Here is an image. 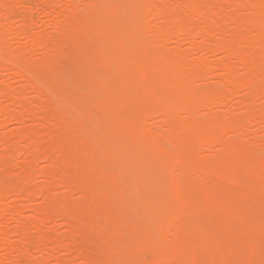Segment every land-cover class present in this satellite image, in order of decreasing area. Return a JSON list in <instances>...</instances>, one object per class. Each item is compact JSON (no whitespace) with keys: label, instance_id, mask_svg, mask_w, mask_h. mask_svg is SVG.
<instances>
[{"label":"bare ground","instance_id":"obj_1","mask_svg":"<svg viewBox=\"0 0 264 264\" xmlns=\"http://www.w3.org/2000/svg\"><path fill=\"white\" fill-rule=\"evenodd\" d=\"M43 1L46 4L53 1L55 7H61L63 2ZM64 1L67 2L60 15L63 20L48 24L54 28L49 35L43 34L44 30L32 33L30 14L27 15L30 20L26 16L23 20L17 17L25 12L20 10L23 4L20 7L16 0H0L2 11L9 13L20 8L21 12L10 13L21 19H10L12 24L20 21L17 27L20 29L12 31L13 38L27 40L13 48L7 31L11 23L5 21L7 17L6 23L0 21V75L14 70L29 93H35L28 98L24 90L15 91L0 83V96L9 98L14 110L20 109L15 114L0 106V115L20 124L28 118L41 120L47 129L40 134L37 127H22L1 140L7 151L4 155L12 156L23 143L27 146L21 149L34 146L36 155L33 152L27 158L25 170L22 168L25 175H14L16 183L6 179L7 186L0 187V211L9 212L13 218L20 217V211L13 206H3L11 194L27 200L45 199L39 216L28 222L20 221L18 231L12 232L26 238L28 244L31 241H27L28 233L39 235L38 240L33 239L36 246H45L52 252L54 248H64L69 256L82 259L83 264L102 261L97 256L94 260V253L107 255L114 262L121 260L123 264H264V245L252 239L257 234L264 236V214L244 218L220 215L224 225L215 228L203 213L214 207L212 197L219 193L229 195L234 208L242 209L247 202L264 206V104L256 106V101L264 102V0H147L148 18L153 16L161 22L156 26H150V18L146 22L109 19L111 0ZM170 1L174 3L172 6ZM228 5L235 6L236 11H246L247 15L228 13ZM55 14H51L53 19ZM96 17L100 19L94 20ZM229 23L233 25L231 30ZM216 28L221 34L220 39L214 38L217 41L212 39ZM29 30L32 34H28ZM23 35H27L26 39ZM56 36L63 40L59 42ZM199 37L201 42L196 40ZM183 41L192 43L196 51L203 50L210 56L219 53L222 58L215 64L207 57L194 61L184 51L167 47ZM69 51L83 53L79 67L82 64L85 71L86 63L109 71L100 69L94 73L95 79H105L102 93L110 100L104 106L100 104L98 115L90 111L95 118L91 122L88 119L89 123L86 102L77 92L79 86L68 89L64 83H56L58 62ZM40 53L41 61L35 62L32 54L37 58ZM67 71L70 72L68 68ZM213 76L218 82L210 84ZM145 117H161L164 124L161 131H149ZM230 133L234 136H228ZM38 161H49L51 165L42 171L49 179L48 184L36 187L31 179ZM157 163L174 167V189L170 195H149L156 194L161 187L164 189L158 172L146 182H127L132 169L148 172ZM115 166L120 168V175L112 174ZM8 170L3 167L2 171L9 177ZM59 186H64L68 194L58 198L54 191ZM129 190L140 194L131 197ZM34 192L37 194L32 195ZM75 192L84 198L80 199L82 202L72 201ZM190 203L195 210L187 208ZM50 206L53 214L49 212ZM56 215L69 228L70 235L63 237L66 243L62 235L53 236L45 230L46 223ZM106 218L113 220L109 227L106 223L102 225ZM1 222L0 235H8ZM91 226L100 233L98 236H91ZM126 230L131 246L125 241V245L121 244ZM9 239L5 241L8 251L16 249L24 255L22 258H32L30 245L26 246L21 239L13 244ZM120 245L126 253L123 257ZM145 248L152 255L149 261L136 254ZM238 255H245L244 261L238 262ZM65 258L55 256L58 264H70L71 260ZM44 260L47 263L48 259Z\"/></svg>","mask_w":264,"mask_h":264},{"label":"rangeland","instance_id":"obj_2","mask_svg":"<svg viewBox=\"0 0 264 264\" xmlns=\"http://www.w3.org/2000/svg\"><path fill=\"white\" fill-rule=\"evenodd\" d=\"M16 1L18 3H16V2L15 3L18 4V6H20L19 5L20 3L23 4V6H24V7H22V9H20L19 7L16 8V9H18V11L14 8V10L17 13L18 12H21V11H23L25 9V12L23 11L24 13L22 12L23 13L22 15H21V13H18L20 16L17 14V17H19V18H21L23 20V18H25V16H26V19H29V18L32 19L31 20L32 22L30 21L29 23H31V25L33 27H34L35 24H38L39 25L38 27L36 26L37 30H36L35 27L34 28L32 27L31 29H33V32L32 31L31 32L33 34L38 33V31H41L43 33V30H44V33L43 34L46 33V34H49V35H50V33L54 32V28L51 29V27H48L49 26L48 24L49 23H52V22H55V21H60V19L62 18L61 17L62 16L61 15V12H62L61 9L63 10V8L65 6V3L67 2V1L65 2L64 0H62L63 2H61V0H60V2L62 3V6H63V7L61 6L62 7L61 8L60 6L58 7L57 5L55 7V5H53L55 2H53V1L52 2L50 1L48 4H46L43 0H16ZM109 1L108 0H104V2H109ZM113 1H115L114 4H113ZM216 1H218V0H216ZM51 3H52V5H51ZM109 3L112 4L111 16H110L109 19H118V20L123 21V22H124V19H125V22H128V21H130V22H146L150 18V17L148 18V16H150V15L148 13L147 0H111V2H109ZM173 4L174 3L172 1L169 2V5L170 6H172ZM43 5H45V6H43ZM27 6H29L28 9H27ZM37 7H39L38 10H40V11L37 10ZM51 7L53 9L51 11H49V15L50 16H47L48 15V10H50ZM227 7H228V9H226V10H227L228 13L230 12V14L232 12V14H236V15L240 14L238 16L247 15V12L246 11H243L242 12V10L240 11L238 9L236 11L235 6H233V5L232 6H229L228 5ZM56 8L58 10H56ZM121 8H123L124 10L126 9L125 12H124V10L121 11ZM19 9L21 11H19ZM34 9H35V11H34ZM44 9H46V10H44ZM15 11L11 10V12L7 13L6 11H2V9L0 7V13L2 14V15H0V19H2L1 17H3V15L7 13V15L3 17V20H0V21L1 22L2 21L4 22V18L5 17H7V18H5L6 19L5 21L6 22L8 21L9 23H11L12 21L21 20V19H18L17 20L16 18H13V17H15L14 15L16 14V13H14ZM45 11L47 12V14L44 13ZM10 13L11 14H14V15L11 16ZM25 13H26V15H25ZM53 13L54 14L55 13H59V14H55L56 16L54 15L55 18L53 19L52 18L53 15H51ZM118 13H120V14L118 15ZM29 14H30V16L28 18L27 15H29ZM31 15H32L33 18L31 17ZM127 15L130 16V18H129L130 20L128 19V16ZM141 16H142V20H141ZM111 17H113V18H111ZM96 18H98V19H95V18H93V19L94 20H99L100 19L99 17H96ZM8 19L9 20L12 19V21L11 20L9 21ZM26 19H24V20H26ZM50 20H52V21H50ZM61 20H63V19H61ZM6 22H4V23H6ZM19 23H20V21L17 22V23H14L13 22V24L11 23V24L8 25V29H7V31L10 33L9 35L11 36V37L9 36L10 39H12L11 40L12 41L11 42V45L13 46V48L14 47L21 46L22 44L26 43L24 41H27V40H22V38L21 39H18L19 41L13 38L12 31L14 32V31H17L18 29H20V28H17L18 25H19ZM149 24H150V26H156V25H161V22H160V20L158 21L157 19H155V17L151 16V18L149 20ZM46 26L48 28H50V30ZM29 28L30 27H27V29H29ZM228 28H229V30L233 29V25L229 23L228 24ZM9 29H10V31H9ZM27 29L25 28V31H27ZM30 30H29L28 34L31 33ZM34 30L37 31V32H34ZM45 30H47L49 33L47 31H45ZM215 30H216V33H213L212 39L215 40L218 37L217 38V40H218V39L221 38V34L219 33V29L218 28H216ZM51 35H53V34H51ZM25 36H27V35H23L22 36L23 39H26ZM56 37H57L56 38L57 40L60 39L59 42H61L63 40L61 37H59V38H58V36H56ZM200 38L201 37H199V38L196 39L197 42L198 41H200V42L202 41ZM217 40H215V41H217ZM178 43H179V45L177 44V42L176 43L175 42H172L170 44H167L168 45L167 47L169 48V50H173V49H176L177 48V49H179L181 51H184L186 53V55L189 58L193 59L194 61H199L203 57L204 58L207 57L210 60H212V62L215 64V63L219 62V59L222 58L221 57L222 55L219 54V53L218 54H215L216 55V58H215V55L214 56H210L209 54H206L203 50H201V51L200 50H197L196 51V50H194V46L190 42L183 41V42H178ZM69 53L70 54H68L66 56V58L62 60V62L61 61L58 62V66H57L58 74H57V77H56V83H58V82L60 84L61 83H64L67 86L68 89L69 88H72L74 85H76V87L79 86V87H82L83 88V89L80 90V88L78 87L77 88V92L82 97V99L86 102V112H87L86 113V118H87L86 121L88 119H90L88 121L91 122V120H93L95 118V116H93V113H94V115L95 114L98 115L99 113H101V107L104 106L105 104H107L109 102V100H110V98L106 94H103L102 93V88H103V85L105 84V79H104V81H102L103 79L102 80L101 79L98 80V78L95 79V75H94V73L96 71H98L100 69H103V70H105V69H104V67L99 66V65L94 64V63H90V64L86 63V70L87 71H85V68H84V66H82V64H81V67H79L80 66L79 65L80 62H82V55H83V53L82 52L81 53H79V52L78 53H75L74 52L75 54H73L72 51H69ZM32 55H34V56H32V58L35 57V60L33 58V60L35 62H40L41 60L39 58L43 57L41 55V53H40V56H39V54H37V58L35 56L36 54H32ZM68 61L71 62V64H72L73 67L70 66L71 64L68 65V63H69ZM67 68H68V70H70V72L67 71L68 73L65 72V70ZM76 70H78V72ZM11 71H13V72H11ZM14 72H15L14 70H9V71H6V72L2 73L0 75V83H3V84L8 85V87L12 88L15 91H18L19 90L21 92L22 90H24L25 93H23V94H25V95L27 94L26 96L28 98H33L34 96H32V95H33L34 92L33 93H29L31 91H28L27 90V86L22 81V78L20 76H18V75H15ZM104 72L105 73L106 72L108 73L109 71L108 70H105ZM215 74H216V72H215ZM242 74H243V72H242ZM93 75H94V77H93ZM62 76H63V79H62ZM67 76L70 77V78H67ZM84 77H86L87 80L84 79ZM215 77L216 76L211 77L208 82L210 84H212V83L214 84L215 82H218L217 79H215ZM64 78H66V79H64ZM69 79L70 80L72 79L71 80L72 82H70ZM73 81H75V82H73ZM99 82H101V83L99 84ZM197 84H199V83H197ZM85 87H87L88 89L87 88L85 89ZM26 90H27V92H26ZM83 90L86 93H84ZM241 94L243 95L244 92L242 91ZM92 95H95V96H92ZM261 101L262 100L256 101V106L257 107L258 106H260V107L263 106L264 102L263 101L261 102ZM34 102L39 103V100L38 99H34ZM11 103H12V101L9 98L8 99H5L2 96H0V106L3 107L6 110H12L11 111L12 113H14L13 111H15V114H16L17 112H19L20 109L19 108H15V110H14L13 108H11ZM100 104H102V106H100ZM5 107H7V108H5ZM90 111L93 112V113L91 112L92 113V116H91ZM33 119L34 118H32V119H29V118L28 119H25L23 121V123L20 124V123H17L16 121H12V120L8 119L7 116H5L4 114H1L0 115V168L2 167V170H3V167H4V170H8L7 168L9 167L8 172L10 171V174H9L10 176L8 177V175L6 174V171L3 173V171L1 170V172L4 175H7L5 177L3 176V174L0 175L1 177L2 176L4 177V178L2 177L3 180L0 179V187H2V188L5 187V186H7V183L8 182H7L6 179H9L8 181L11 184L16 183L17 179H15L16 181L13 180V178L15 177L14 175H17L19 173H21L23 175V173H24L23 171L25 170L24 168H26V165H25L26 163L25 162H27L26 160H28L27 158L28 157L31 158V156H33V152H34V155H36V154H35V147L34 146L29 145L30 147H27V148H29L27 150L21 149V147L24 148V145H26V144L23 143L22 145L17 146L16 150L18 149V151L14 150L13 153H12V156L9 157L8 155H4L7 151L5 149L6 147H5L4 143L1 142V140H3L7 136L12 135L13 133H15L18 129H20L22 127H29V128H31V127H37V130L39 131L40 134L45 133L47 131V129L45 128V125H44L43 121L36 120V119L33 120ZM143 120L145 121V123L147 122L146 127L149 129V131H150V129L151 130H153V129L154 130L155 129H160V130L155 131L154 133H156V132L158 133L159 131H161L160 126H164L161 117H157V118L153 117V118H147V119L145 117ZM37 121H38V123H36ZM254 128L255 127H253L252 129H254ZM153 131H151L149 133H152L153 134ZM228 136H234V134L233 133H230V135H228ZM230 138L233 139V137H230ZM233 140H235V139H233ZM26 146H25V148H26ZM36 164L37 165L35 167V173H34L35 175L31 179L32 180V184H34V186L36 185V187H38L40 185H42V186L47 185L48 182H49V179L47 177H45L44 175H42V171H44L47 168H49V166L51 165V163L49 161H38ZM6 165H8L7 168H6ZM22 168H23V171H22ZM115 169H117V170H115ZM113 170H115V171L113 172ZM118 170L120 171V168L118 166L113 167L112 168V174L114 176L120 175L121 174V171L119 172ZM132 170H133V173H132ZM132 170H131V173H130V175H132V176H130V178L127 179V182H130V180H132V181H140V182H143L144 181V182H146L147 180H149L152 177V175L154 174V172H158V175H159L158 177H159L160 183L162 182V184H163L162 186H164V189H163V187H161L160 190H159V192H157L156 194L155 193H153V194L150 193L149 195L151 197H153L154 195L168 196V195H170V192H172L173 189H174L173 188V182H172V180H173L172 174H173V171H174V167H173L172 164H166V163H163V164L160 163L159 164V163H157L156 166H154L152 168V170L151 171H148V172L147 171L146 172H137L136 169H132ZM1 172H0V174H1ZM24 175H25V173H24ZM5 183H6V185H4ZM125 190H126V186L123 187V191L124 192H125ZM54 192L58 196V198L63 197L66 194H68V191H67V189L64 186H59L58 189H55ZM129 192H132V195L130 194L131 197H136L137 196V193L140 194V192H138V191L136 193L135 191L129 190ZM34 193L32 195H36L37 194L36 192H34ZM79 194L80 193H78V192H75V193L72 194V201L74 203H79V201L82 202V200H80V199H83L84 200V198L83 197H80L81 195H79ZM127 196L130 197L129 194ZM212 199H213V201L215 203L214 207L213 206L208 207L207 209H205V211H203V213H204L207 221H209L213 225V227L214 226H217L215 228H218V227H221L222 225H224L223 222L221 221V219L219 220V216L220 215H229L232 218H241V217L244 218V216L247 217V216H250V215L255 214V213L258 214V215L259 214L260 215L264 214V206L263 205L262 206L255 205L252 202L251 203H249V202L244 203L245 206L242 209L241 208H234V207H232L231 206L230 196L227 195V194H223V193L220 194L219 193L218 195H215L214 197H212ZM44 201H45V199L43 197H36V198H33L32 197V199L27 200V199H23V198H18L16 196L12 195V194L8 196V198L4 202V205H3L4 208H6L8 206L9 207L10 206L11 207L13 206V208H16V209H14L15 211H17V210L20 211L19 212V216L20 217L13 218L10 215L9 212H7L5 210L0 211V219L3 220V221L0 220V222L2 221L1 222V224H2L1 226H2L3 229L6 228L7 230L5 231V229H4V231L6 233H8V235L6 234L7 237H6V235H4V236L2 235L3 237L0 235V264H13L14 262L15 263L17 262L18 264L22 262V264H25L26 261L27 262L29 261L28 259H30V263H28V264H40L39 262L40 261L42 262V260H44L45 258L48 259L47 260V263L44 260L45 263H43L44 262L43 261L41 264H58V262H57V259L58 258L55 259V256L56 257H59L60 259H63L64 257H66V258L68 257L69 260L68 259L67 260L68 261L71 260V263L72 264H83V260L82 259H79V258L76 259L73 254H70V256H69L68 252L64 248L63 249L62 248H57V250H55V248H54V249H52V250H54V252H52L51 250H49L45 246H42L41 248L38 245L36 246L35 243H37L36 240L39 239V238H37V236H39V235L33 236L34 233L33 234L28 233L27 235H29V234L30 235L29 236H26V237H28L27 241L29 242V240H31L29 242V244H28L25 241L26 238L24 240L22 237L21 238L18 237V236H21V235H17V234L14 233V232H16V229L19 228V226H21V225H19V224L22 223L20 221H25V222L27 220L30 221L33 218H37L36 216H39L38 215V211H39L41 205H43ZM187 208L190 211H193V210H195L196 207H195L194 204L190 203V204L187 205ZM49 212L53 214V207L50 206ZM127 213L129 214L130 212L127 211ZM20 214H22V215H20ZM9 215L11 216V218H13V220L10 219ZM58 216L59 215H56L55 216V219H59V220H55L54 219L56 222L53 220L55 223L52 220L50 222H47L46 223L45 230H47V232L49 234L52 233L53 236H56V235L57 236H59V235L61 236L62 235V238L64 236L68 237L70 235L69 228L67 226H64L63 225V222L61 221V218L58 217ZM130 216H132V215L130 214ZM105 220H106V222H104V219L102 220L103 221L102 225L104 223H106L105 225H107V227L111 226V223H112L111 220L112 219L106 218ZM60 221H61L62 224L59 223ZM10 231H11V233H13V236L10 233ZM12 231H14V232H12ZM17 231H18V229H17ZM90 233H91V236L93 234H95V236L96 235L98 236V234H100L92 226H91V229H90ZM10 235L12 237H10ZM52 235H50V236H52ZM127 235H129V234H128V231L126 230V235L123 237L124 238V239H122L123 241L121 240V244L122 245L127 244L128 246H131L132 245V242L129 240V238L127 237ZM5 237L7 239H5ZM8 237L11 238V242L13 244H18L17 242H19V240L21 239V242L23 240V242L27 243L26 246L27 245L28 246L30 245L31 246L30 252H32L33 261H32V258L31 257L30 258H25V259L22 258V257H24V255H22L21 253H20L21 254V257H19L20 254H19V252L15 251L16 249L9 250L8 251V247L6 249V245H5L7 243L6 240H10ZM34 237L36 238V240L33 241V239H35ZM93 237H94V235H93ZM64 238L62 240H64L63 242L66 243V241H65L66 239H64ZM239 239H241V238H239ZM239 239H237V240L239 241ZM252 239H253V241L255 240L256 243H260V244L262 243L264 245V236L263 235L257 234ZM5 241H6V243H5ZM124 241L126 242L125 244H124ZM127 245H126V247L124 246L125 249L127 248ZM32 247L35 250H32ZM51 247H53V246H51ZM26 248L29 249V247H26ZM43 248L45 250H43ZM120 248H121L120 255H121V257H123V256H125L126 253H125V250L123 249V246L120 245ZM9 249H12V248H9ZM122 249H123V252H122ZM34 251H36V252H34ZM98 254L99 253H94V255H92L93 256L92 258H94V260H97V259H95L96 256H97V258H99V260H102V261H96V262H98L96 264H123L121 262V260H117V261L114 262L113 260H110L111 258L109 259V257H107V255L106 256L105 255L102 256L101 254H99L100 256H98ZM136 254L139 255L143 261H149V260H151V256L152 255H151L149 249H146L145 248L142 251H139L138 253L136 252ZM251 254L253 255V253H251ZM26 256H27V254H26ZM104 256H105V258H104ZM27 257H29V256H27ZM51 257H53V258H51ZM61 257H63V258H61ZM19 258H21L20 259V262H18ZM236 258L238 259V262H239L240 260L245 259V255H238V256H236ZM247 258H248V255L246 254V259ZM103 259L106 260V261H104ZM24 261H25V263H24ZM33 262H35V263H33Z\"/></svg>","mask_w":264,"mask_h":264}]
</instances>
